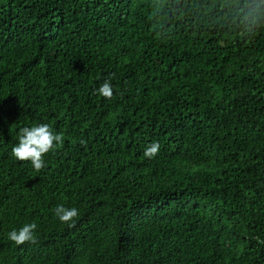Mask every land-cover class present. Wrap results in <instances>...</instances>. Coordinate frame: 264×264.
<instances>
[{
    "label": "trees",
    "instance_id": "16d2710c",
    "mask_svg": "<svg viewBox=\"0 0 264 264\" xmlns=\"http://www.w3.org/2000/svg\"><path fill=\"white\" fill-rule=\"evenodd\" d=\"M244 5L0 0V264H264V16ZM42 123L64 143L38 172L12 149ZM33 222L36 243L8 238Z\"/></svg>",
    "mask_w": 264,
    "mask_h": 264
},
{
    "label": "clouds",
    "instance_id": "9594fccd",
    "mask_svg": "<svg viewBox=\"0 0 264 264\" xmlns=\"http://www.w3.org/2000/svg\"><path fill=\"white\" fill-rule=\"evenodd\" d=\"M244 7L249 9L247 12H244V8L240 9L244 20H249L251 17L252 22L255 23L261 16H264V7L260 3H256V7L253 8L250 0H245ZM98 93L107 99H111L114 95L111 82L105 81L99 87ZM63 143V134L54 133L46 123L24 127L20 130L19 143L13 147L12 155L20 161L30 160L35 170L39 172L46 167L43 156ZM159 150V142H153L146 147L143 155L151 159L159 153ZM54 212L60 221L68 223L70 227L75 226V218L79 215L77 208H66L64 205H58ZM36 228L37 224L34 222L25 224L19 230H12L8 234V238L17 245H23L26 242L36 243V237L34 236Z\"/></svg>",
    "mask_w": 264,
    "mask_h": 264
}]
</instances>
